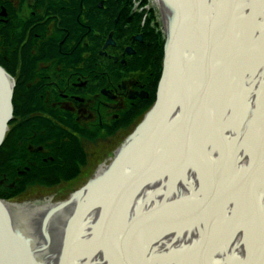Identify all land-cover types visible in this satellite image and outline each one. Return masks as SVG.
<instances>
[{
    "label": "flooded vegetation",
    "instance_id": "flooded-vegetation-1",
    "mask_svg": "<svg viewBox=\"0 0 264 264\" xmlns=\"http://www.w3.org/2000/svg\"><path fill=\"white\" fill-rule=\"evenodd\" d=\"M50 0H0L2 3L0 18L5 24H12V27L19 28L20 36L26 33V38L19 47V52L25 54L27 51L26 62L31 73L33 68L32 79L34 82L25 84L22 89H27L22 93V97H27L30 93L36 92L38 98L37 103L43 111H36L33 108L32 118L36 124H42L43 128L52 132L64 133L65 141L61 145H35L28 146L27 149L31 153L28 156L22 152L17 157L19 164H24L28 158L34 160V165L53 167L55 165H63L67 171H71L73 181H80L84 175L88 165L96 166L93 176L87 183L69 195L64 201L55 203L56 197H48L42 201L28 202L19 204L20 215L25 219V223L30 225V233L43 245L48 247L45 249V255L50 259L62 256L65 242L68 239V227L74 218L80 200V197L72 206L55 211L62 204L70 201L73 195L82 191L90 182H94L107 174L117 163L118 159L124 152L128 142L133 138L139 129H147L148 117L158 99V88L160 80L165 70V54L166 48L170 45V33L172 25L175 22L172 6L166 0H158L161 13L162 34L155 35L148 27H139L137 20L129 19V7L126 1H121L116 6H109L108 3L114 0H94L97 4L109 9V16L98 15L100 22L108 17H116L115 24H112L108 31L107 39L102 49L95 58L87 62H78L73 60V55L69 54L71 44L70 32V1L67 6L63 7L64 13L55 14L49 6ZM81 3L84 0H76ZM257 0H251L252 3ZM117 2V1H116ZM245 2H247L245 0ZM241 0V3H245ZM240 3V4H241ZM264 4V2H263ZM99 5V7H100ZM55 8V7H53ZM102 10V9H101ZM203 10V21L214 23L207 11ZM249 15L259 17L264 14V7H260L255 13L252 8ZM116 12V13H114ZM241 12H244L241 10ZM246 12V11H245ZM202 21V22H203ZM98 26L101 27V23ZM259 23V24H258ZM103 26V24H102ZM242 26V25H241ZM249 31L240 27L231 32L226 25L218 26V35L222 36V47L228 45L229 36H235L236 41L241 48L250 49L257 46L260 38L264 34V23L258 19L256 25H249ZM116 27L115 31L113 30ZM236 30V32H235ZM98 34V33H96ZM112 38L114 44L106 47L109 39ZM215 42V33L211 32L208 41ZM180 41L181 50L190 51L188 56V64H198L197 54L199 48L195 45H184V40ZM45 44H49L58 51L53 56L58 57L70 56V60L60 61L57 58L46 55L42 48ZM207 45V44H206ZM30 46L31 48L26 49ZM199 46V45H198ZM221 45L215 48L216 54L213 55V64H224L226 54L223 53ZM206 48V47H205ZM204 48V50H205ZM6 49L0 50V53L9 59L10 55L6 54ZM183 57V56H182ZM11 59L10 66L16 68V60ZM25 59V58H24ZM194 60L195 63L193 62ZM7 63V62H6ZM8 64V63H7ZM262 64L257 61L254 66ZM9 65V64H8ZM249 70L252 71L253 67ZM245 71L235 74L234 81L239 87L234 95L236 99L245 94L242 92L245 86H248L247 103H242L240 109L238 104L228 106L223 111L224 121L221 119L222 136L227 141L234 142L235 157L234 165L237 170L250 168L252 166L251 158L246 153L244 145H239L246 127L250 129L256 107L259 99V92L263 88L264 83L252 81L249 85L245 82ZM30 79V74H29ZM199 77H193L191 83L193 85L200 84ZM220 95V94H218ZM252 98L256 101H252ZM246 108H250L251 112L244 113ZM254 110V111H253ZM241 118L240 121H231V118ZM231 119V120H230ZM141 120L136 129L135 125ZM251 122V123H250ZM133 131L129 137L124 140L127 133ZM72 138V139H71ZM77 139L80 145H74L75 157L71 158L70 143L73 139ZM124 140V141H123ZM110 142L112 145H92L91 142ZM123 141L121 145H113L114 142ZM126 141V142H125ZM125 143V144H124ZM210 145V144H208ZM111 148L114 151L113 158H106L103 162L92 163V149L96 147ZM242 148V151H241ZM64 155L68 152L63 163H59L53 154L57 150H63ZM240 149V151H239ZM209 157L212 161L220 159V153L214 154L211 146H207ZM33 163V162H30ZM75 165V166H73ZM229 163H224V167L228 168ZM229 169V168H228ZM226 169V170H228ZM55 178L54 174L50 176ZM199 173L194 165H187L180 174L172 177L170 173L163 176L162 182L155 184L154 181L148 182L144 189L138 193V200L142 206L148 210L154 207L158 202L162 203L164 199H177L180 201L183 197H191L198 193ZM46 175L40 177L23 176L24 180H45ZM201 182V181H200ZM66 183V184H69ZM65 185V184H63ZM101 185L95 188L98 189ZM198 197V196H197ZM166 202V201H164ZM98 204V203H95ZM258 205L264 206V188L258 194ZM231 205L224 207V212L228 215ZM55 212V213H54ZM54 213V214H53ZM104 213V207L101 203L96 205L91 212L85 216L94 221L100 220L101 214ZM53 214V215H52ZM48 219L45 230L44 221ZM246 234L244 230H233L227 239L228 245L238 254L245 255L247 249L245 246ZM242 245L239 249L237 246Z\"/></svg>",
    "mask_w": 264,
    "mask_h": 264
},
{
    "label": "bare ground",
    "instance_id": "bare-ground-1",
    "mask_svg": "<svg viewBox=\"0 0 264 264\" xmlns=\"http://www.w3.org/2000/svg\"><path fill=\"white\" fill-rule=\"evenodd\" d=\"M177 1L182 2L181 7L185 10L183 21L194 25L188 27L183 22L175 30V36L184 40L183 46L189 45L191 49V45H195L199 48L198 64H188L181 56V44L177 41L178 69L173 68L174 76L167 90V102H174L172 124L166 126L165 132L162 131L165 118L160 117L142 132L143 140L140 145H134L127 170L139 172L157 152L151 158L155 164L148 172L147 179L153 178L154 183L159 184L164 175L170 173L174 178L187 165H194L200 176L202 190L199 189V192L202 195L181 209L165 207L167 203L177 200L166 198V202H158L152 207L156 208L154 214L143 216L152 208L148 210L143 207L139 196L131 194L135 178H129L130 174L120 169L119 172L123 173L121 179L114 180L112 184L104 182L87 197L89 205H103L104 220L96 222L88 216L75 222L72 227L69 225L65 248L235 253L226 241L232 231L239 228L246 234L247 253L264 254V206L258 205V194L264 188V85L252 114L251 127H246L239 144L244 145L243 151L246 150L251 158L250 168H235L234 146L237 144L227 143L222 136L220 123L221 119L224 121L223 111L229 105H239L241 102L240 109L242 103H247L248 86L243 88L245 96L242 99L239 97L237 100L234 95L239 90L234 81L235 74L245 71L248 85L252 81L264 83V34L260 43L250 49L240 47L236 34L229 36L228 45L222 47V36L217 34L219 24H227L230 35V29L233 32L234 26L236 30L240 27L239 30L246 28L248 32L249 25H256L258 21L257 17L249 15V11L241 12V0ZM192 1L195 3L192 4ZM263 2H254L257 4L254 13ZM203 10L207 11L214 23L199 21ZM211 32L215 33V42H207ZM213 45L215 48L221 45L226 54L224 64H213V55L217 53ZM191 54V50L182 53L183 56ZM257 61H262V64L254 66ZM193 77L200 78L199 85L191 83ZM252 101L256 99L252 98ZM246 112H251L250 108H246ZM231 119L240 121L241 118ZM207 146H211L215 155L220 153L219 160L212 161ZM225 162L229 163V169L224 167ZM112 188L117 194L115 197ZM122 194L125 197L121 198ZM227 204L231 205L228 215L224 212ZM203 224L207 232L201 235ZM13 230L23 246L43 247L36 244L38 240L20 226H13ZM0 246L4 244L0 243ZM237 247L241 249L242 245Z\"/></svg>",
    "mask_w": 264,
    "mask_h": 264
},
{
    "label": "water",
    "instance_id": "water-1",
    "mask_svg": "<svg viewBox=\"0 0 264 264\" xmlns=\"http://www.w3.org/2000/svg\"><path fill=\"white\" fill-rule=\"evenodd\" d=\"M173 2L175 23L172 27L173 36L170 37V45L166 49L165 70L161 80L158 99L155 107L148 117V127L152 126L160 117H164L161 130L165 132L166 126H171L172 121V107L174 102H167V90L174 76L173 68L178 69L177 53L175 51V44L177 43V36H175V30L179 29L180 22H184L188 27L194 25V23H187L183 21V10L180 2L177 0H169ZM195 1H192V4ZM203 15L199 18L202 22ZM198 22V23H200ZM173 42V43H172ZM110 40L107 46L112 45ZM106 46V47H107ZM184 50H181V56ZM188 61V56H183ZM196 60L193 62L195 63ZM197 62V61H196ZM193 66H197L193 65ZM15 91V82L12 77L0 66V149L4 145L7 135L10 130V124L14 118V106L13 98ZM147 127V128H148ZM145 129H139L133 138L128 142L127 147L118 159V163L103 177L96 181L90 182L82 191L72 196L70 201L62 204V206L55 211H59L63 208L76 204L75 202L80 197H84L78 205V209L74 218L71 220L70 226H74L75 222H80L82 218L87 216L92 209L98 204L89 205L87 197L95 190L99 185L104 182H112L122 176L120 169H124L125 174H130L129 178H135V186L131 191V194L138 195V193L144 189L148 182H152V179H147L148 172L155 164L151 161L153 153L150 158V163L144 164L145 166L136 171L127 170L130 167V160H128L133 152L134 145H140L143 137L142 132ZM158 145V144H157ZM174 151V150H173ZM132 169V167H131ZM132 173V174H131ZM134 176V177H133ZM121 179V178H120ZM113 197L117 194L115 190L111 189ZM199 190V188H198ZM200 192L198 191V194ZM130 194V195H131ZM195 194L194 197H183L182 202L191 201L201 197V193ZM198 196V197H197ZM84 205V206H82ZM156 208L150 209V211L143 216H150L154 214ZM55 213V212H54ZM53 213V214H54ZM52 214V215H53ZM20 216V217H19ZM21 220H20V219ZM104 213L101 214L100 219L104 220ZM49 217L44 221V227H47ZM13 226H20L27 234L33 236L30 233V225L25 223V219L20 215V208L16 204H9L0 200V243L4 246H0V264H264V254L258 253H246L241 255L238 253H226V252H193V251H161V250H128V249H95V248H65L62 249V256L59 258L50 259L45 254V249L48 247L46 244L35 241L36 244H41L43 247H30L23 246L13 230ZM69 226V227H70ZM45 227V230H46ZM69 230V229H68ZM70 232V230H69ZM207 232L204 224L202 225V234ZM34 237V236H33ZM201 245L203 243H200ZM229 248H231L229 246ZM232 250V248H231ZM233 251V250H232Z\"/></svg>",
    "mask_w": 264,
    "mask_h": 264
},
{
    "label": "trees",
    "instance_id": "trees-1",
    "mask_svg": "<svg viewBox=\"0 0 264 264\" xmlns=\"http://www.w3.org/2000/svg\"><path fill=\"white\" fill-rule=\"evenodd\" d=\"M68 0H50V9L55 14L61 16L65 12L63 7L67 6ZM70 1V34L71 44L69 54L73 55V60L78 62H87L93 60L98 52L102 49L105 39L108 36V31L112 24H115L116 17L103 20L100 22L98 15L109 16L111 12L109 9H105L106 5L103 4V9L99 8L100 4H97L94 0H84L82 3L76 0ZM117 1V2H116ZM123 0H114L108 3L109 6H116ZM2 3L0 2V13ZM55 7V8H53ZM116 13V12H114ZM130 18L127 17L128 21ZM101 23V27L98 23ZM103 24V26H102ZM139 25V22H138ZM116 27L113 29L115 31ZM98 33V34H96ZM26 38V33L20 36L19 28L12 27V24H5L0 18V50L6 49V54L9 56L13 51L19 52V47ZM31 48L30 46L26 49ZM42 51L53 58H57L60 61L70 60V56H53L58 51L56 48L49 44H45ZM27 51H25L24 58L26 60ZM5 56L0 53V65L7 71L9 65L6 63ZM9 72V71H8ZM27 89H21L18 93L17 89L14 96V121L11 126L6 142L0 150V198L4 200L13 199L29 189L34 187H53L64 182L71 181L74 177L71 171H67V168L63 165H55L53 169L51 167L34 165V160L28 158L24 164H19L17 161L18 155L25 152L30 156V152L27 149L28 146L35 145H61L65 141L64 133L52 132L48 129H44L42 124H36L35 119L32 118L33 108L36 111H43V108H39L37 103L36 92L30 93L27 97L23 98L22 93ZM72 139V138H71ZM66 142V141H65ZM71 152L70 157H75L74 145H80V142L75 138L70 143ZM57 162L63 163L65 157H68V152L64 155L63 150H57L53 154ZM33 162V163H30ZM75 166V165H73ZM55 178H51L53 175ZM36 176L40 177L46 175L49 177L45 180H24L23 176Z\"/></svg>",
    "mask_w": 264,
    "mask_h": 264
},
{
    "label": "rangeland",
    "instance_id": "rangeland-1",
    "mask_svg": "<svg viewBox=\"0 0 264 264\" xmlns=\"http://www.w3.org/2000/svg\"><path fill=\"white\" fill-rule=\"evenodd\" d=\"M183 25V22H180V26ZM14 58L13 60H16V68L12 69L11 67L8 69L9 74L12 76V79L15 81L16 86H17V91L18 93L21 92L22 86H24L25 84H29L31 83V85L34 84L33 81H31L32 79V73H33V68L31 69V73L29 71L28 68V62H26V60L24 59V55L21 52H15L13 51L10 54L9 59H6L7 63L10 66V62L11 59ZM29 74H30V79H29ZM29 82V83H28ZM153 108V107H152ZM141 122V120L135 125L133 131L136 129V127L138 126V124ZM12 129V127H11ZM133 131H130L127 133L126 137L124 138V140L129 137V135L132 134ZM123 140V141H124ZM123 141L118 142H114L113 145H121L123 143ZM125 141V142H126ZM92 145H112V143L110 142H104V141H100V142H91ZM125 144V143H124ZM96 149H92L93 153V158L91 160V164L92 163H100L103 162L106 158L111 157V159L113 158L114 155V151L111 148L106 149L105 147H96ZM96 166L94 165H88V167L85 169L84 175L86 177H82V179L80 181H73L69 184H65V185H61V186H57V187H51V188H32L29 189L27 192L15 197V199L11 200V203L14 204H24V203H28V202H34V201H42L48 197H56V201L55 203H58L59 201H64L66 200L70 194H72L73 192L77 191L78 189H80L81 187H83L87 181L93 176V172ZM125 197V194L121 195V198ZM191 201H187V202H182V201H177V202H171V203H167V205L165 207H180V209L183 206H189L191 205L190 203Z\"/></svg>",
    "mask_w": 264,
    "mask_h": 264
},
{
    "label": "snow or ice",
    "instance_id": "snow-or-ice-1",
    "mask_svg": "<svg viewBox=\"0 0 264 264\" xmlns=\"http://www.w3.org/2000/svg\"><path fill=\"white\" fill-rule=\"evenodd\" d=\"M239 7L241 8L242 11H247L250 8L254 9L257 7V4L252 3L251 0H247V2L245 3H241L239 5ZM259 7H264V4L259 5ZM258 19L261 21V23H264V14H262L261 16L258 17Z\"/></svg>",
    "mask_w": 264,
    "mask_h": 264
}]
</instances>
